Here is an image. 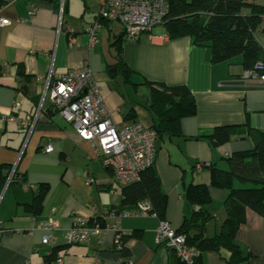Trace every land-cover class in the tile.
<instances>
[{"label":"crops","instance_id":"1","mask_svg":"<svg viewBox=\"0 0 264 264\" xmlns=\"http://www.w3.org/2000/svg\"><path fill=\"white\" fill-rule=\"evenodd\" d=\"M32 5L35 12L29 14ZM98 6L99 0H64L60 12L59 2L7 0L0 8V17L10 21L0 26V117L24 118L37 112L29 134L13 121L0 119V175L12 171L10 180L0 183V264H173L174 253L155 242L159 219L153 215L120 218L128 236L123 244L129 254L126 263L111 231L85 243L65 244L64 230L75 216L110 223L115 221L111 212L128 208L122 205V186L93 146L78 136L47 96L42 98L48 74L54 78L86 63L117 128L152 124L144 80L187 86L196 113L181 118L179 135L157 138L153 163L166 196L163 220L174 230L193 210L185 188L203 183L211 199L205 209L212 215L205 233L219 231L226 190L211 184L208 167L225 168V157L253 147L249 138L238 137L212 146L205 136L215 126L245 122L264 130V83L243 76L240 56L212 62L207 47L193 44L188 36L169 38L163 25L126 41L121 24L106 20L99 21L97 42L90 45L87 28L97 20ZM254 36L264 50V17ZM123 65L131 71L128 81ZM48 143L51 151H42ZM40 186H45L41 212L34 215L28 205L35 208ZM52 209L59 228L49 246L42 244L45 231L37 226ZM235 236L242 251L251 254L246 264H264V217L246 208ZM227 255L224 250L204 251L196 264H223Z\"/></svg>","mask_w":264,"mask_h":264},{"label":"trees","instance_id":"2","mask_svg":"<svg viewBox=\"0 0 264 264\" xmlns=\"http://www.w3.org/2000/svg\"><path fill=\"white\" fill-rule=\"evenodd\" d=\"M45 1L56 6L59 2ZM5 3L7 0H0V8ZM263 17L264 4L255 0H168V10L160 25H163L169 38L188 36L193 44L207 47L212 62L228 61L240 56L242 69L250 70L257 62L264 63V50L254 36ZM121 68L128 81L131 71L125 65ZM18 74H22L20 68ZM142 83L148 89L146 107L152 115L150 127L157 131L158 137L179 135L181 118L196 113V103L190 90L184 84L167 85L147 80ZM232 137L249 138L253 147L229 154L224 158L225 168L212 164L208 167L211 184L226 190L225 218L218 232L213 235L205 233L206 223L212 218L205 209L211 202L207 186L203 183L189 184L184 191L193 210L183 219L176 232L184 234L186 244L196 249L195 264L200 262L202 252L220 253L221 250L228 254L222 258L223 264H246L251 254L242 251L235 236L237 228L245 221L246 208L264 217V130L250 127L246 122L219 125L205 139L212 146H218ZM7 175H0V183L7 179ZM43 189L45 186H40L35 196V208L32 204L28 205L34 215L41 212ZM121 194L122 205L128 209L134 208L141 200H147L156 217L163 219L166 196L153 164L141 171L138 180L122 186ZM127 237V234L122 237L120 250L115 246L121 254L122 263H126L125 259L129 255L123 246ZM173 264L185 263L174 254Z\"/></svg>","mask_w":264,"mask_h":264},{"label":"built area","instance_id":"3","mask_svg":"<svg viewBox=\"0 0 264 264\" xmlns=\"http://www.w3.org/2000/svg\"><path fill=\"white\" fill-rule=\"evenodd\" d=\"M63 1L59 0L60 12ZM167 10L168 0H99L97 20L87 28L89 44L93 45L97 42L100 20L120 23L123 40L135 41L141 33L160 25ZM34 12L35 7L32 5L28 13ZM9 23L8 19L0 17V26ZM243 76L264 83V63L257 62L252 69L245 70ZM45 96L49 98L53 108L62 118L74 128L78 136L93 146L102 165L111 170L115 181L121 186L138 180L141 171L153 164L157 131L138 122L117 128L103 104L99 86L95 83L86 63L80 67L70 68L54 78L50 74L44 77L42 98ZM36 118L37 112L33 116L24 118L12 115L0 117L2 120L13 121L18 127L25 128L27 134L33 128ZM51 149V143H48L42 151L49 152ZM196 167L200 169L202 166L198 164ZM11 175L12 171L7 176V182ZM86 181L92 180L87 178ZM52 213L53 209L51 214L37 226L45 231L41 239L42 244L49 246L54 245L53 232L59 228L58 221ZM110 215L115 221L103 224L90 223L87 218L75 216L72 224L64 230L65 244L85 243L93 236L111 231L115 235L116 249L120 250L122 237L126 234L119 226L121 217L147 215L156 217L147 200L137 202L132 209L111 212ZM154 239L157 244H162L171 250L185 264H195L196 249L187 245L185 235L177 233L167 221L158 220ZM56 261L60 263L61 258H57Z\"/></svg>","mask_w":264,"mask_h":264}]
</instances>
